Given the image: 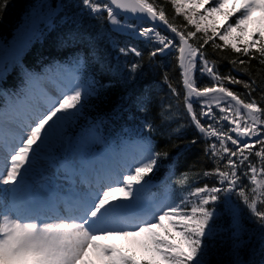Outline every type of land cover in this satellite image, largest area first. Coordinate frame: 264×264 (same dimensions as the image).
Segmentation results:
<instances>
[{
    "label": "snow or ice",
    "instance_id": "1",
    "mask_svg": "<svg viewBox=\"0 0 264 264\" xmlns=\"http://www.w3.org/2000/svg\"><path fill=\"white\" fill-rule=\"evenodd\" d=\"M170 2L196 31L178 29L155 0H82L91 14L106 12L113 30H129L152 44L149 59L157 54L178 53L174 59L180 69L183 104L191 123L206 141L204 153L214 167L181 173L176 183L182 195L145 205L140 193L150 183L146 178L161 166V158L166 159L168 153L156 151L141 136L139 147L131 152L126 150L119 167L103 173L97 171L92 178L83 168L80 170L85 190L77 193L74 201L67 202L66 214L43 215L31 204L23 212L14 203L0 207V264H92L90 253L105 264H209L205 241L214 239L218 232L217 213L211 205L222 195L232 213L230 237L237 254L233 264H243L238 251L252 239L250 230L232 207L233 195L247 207L264 246V84L257 85L251 74L252 60L264 67V0ZM6 7V0H0V10ZM129 19L149 26L128 23ZM158 21L174 35H161L156 27ZM197 33L203 34V42L197 39L194 45L190 40L196 39ZM217 37L222 44L216 43ZM209 43L213 49L231 48L236 53L231 59L220 57L233 66L226 74L220 73L217 60L208 59L204 48ZM119 51L125 56L143 55L136 47H122ZM139 68L138 63L130 65L131 72ZM194 68H198L201 78H209L210 87L197 86ZM233 71L244 73L249 79H237ZM95 83L85 87L77 81L56 94L45 93L39 100L27 94L17 95L0 108V191L12 193L22 185L30 170L42 162L43 148L80 112L85 97L97 94ZM228 84H242L246 91L234 92ZM168 87L179 101L181 91L171 83ZM257 87L259 99L253 96ZM197 101L198 112L194 108ZM169 112L166 107L161 113L165 121L174 115H168ZM143 127L149 134L154 131L150 123ZM97 134L95 127L87 130L89 136ZM209 140L212 143H207ZM253 154L258 158L255 162ZM125 172L128 174L124 175ZM200 177H214L218 186L204 183L192 187ZM114 184L118 186L113 187ZM112 193H119L121 199L117 200ZM107 236L142 237L139 244L146 257L136 259L97 243Z\"/></svg>",
    "mask_w": 264,
    "mask_h": 264
},
{
    "label": "trees",
    "instance_id": "2",
    "mask_svg": "<svg viewBox=\"0 0 264 264\" xmlns=\"http://www.w3.org/2000/svg\"><path fill=\"white\" fill-rule=\"evenodd\" d=\"M38 1L6 0L7 7L0 10V48L13 38L29 10ZM155 2L164 9L169 21L178 29L183 30L186 27L187 30L196 31L193 25L187 23L183 14L175 12L170 0ZM45 3L52 9L50 20L39 23L35 39L25 47L19 55L18 62L9 66L0 80V108L6 99L23 90L22 86L32 74L45 75L50 72V68H54V65L67 66L80 61L78 66L80 77L88 85L95 81L97 94L86 96L80 112L67 122L74 129L70 138L82 128L95 127L101 138L96 149H100L110 145L116 146L122 140L144 136L156 151H166L168 157L161 158V166L146 178L150 183L142 192L149 197H159L164 192L170 194L172 198L182 195L180 186L176 183L181 173L207 170L214 165L205 156L206 141L191 123L183 104L182 79L174 59L178 53L157 54L149 59L148 53L153 48L152 44L129 30H113L106 12L93 15L83 6L82 0H45ZM127 22L149 26L138 21ZM157 31L169 37L174 35L169 29L165 31L157 28ZM202 36V33H197V38L191 39L190 43L195 45L197 39ZM215 39L217 44L223 43L218 37ZM200 42L203 40L200 39ZM122 47H136L143 55L137 57L129 53L125 56L119 51ZM204 51L208 54L209 60L218 61L222 75L233 68L228 59H220L221 56L229 59L235 57L236 53L231 48L217 50L209 43L205 45ZM241 59L247 58L241 56ZM133 63L140 65L136 72L130 71V65ZM165 74L168 77L167 82ZM232 74L240 80L249 79L244 73L233 71ZM251 74L257 80V85L264 84V67L256 60L251 61ZM53 75L58 76V73L54 72ZM193 78L198 87L211 86L209 78L206 76L201 78L198 68L193 69ZM169 83L181 91L179 101L171 93ZM227 86L237 93L246 91L242 84ZM259 95L260 88L257 87L253 96L259 99ZM166 107L170 109L168 115L174 113L172 119L168 121L161 116ZM194 108L199 111V101L194 104ZM145 123L152 124L154 129L152 133L149 134L148 129L143 127ZM193 140L196 142L192 143ZM207 143L212 141L209 140ZM251 158L254 162L258 159L254 154ZM204 183L210 186L216 183L218 186V181L214 177H200L192 187H199ZM231 204L252 235L251 241L239 249L238 258L243 264H264V246L260 242L258 226L253 223L247 207L236 195L231 197ZM211 207L217 213L215 222L218 232L214 239L205 241L208 245L206 259L209 264H233L237 254L233 250L230 237L232 213L225 206L223 195L221 200Z\"/></svg>",
    "mask_w": 264,
    "mask_h": 264
},
{
    "label": "rangeland",
    "instance_id": "3",
    "mask_svg": "<svg viewBox=\"0 0 264 264\" xmlns=\"http://www.w3.org/2000/svg\"><path fill=\"white\" fill-rule=\"evenodd\" d=\"M51 14L52 9L48 7L45 0H39L29 10V13L17 30V33L7 45H2L3 47L0 48V72L3 73V75L0 76V80L5 75L9 66L18 62L19 55L25 47L35 39L38 34L39 23L48 22ZM254 15L258 17L260 14L255 13ZM121 21L124 22V19H121ZM145 27H147V25ZM57 68L58 66L54 65V68H50V71H54ZM74 75V72L67 71L56 79L42 77L39 81L35 80V85H37V87H34L30 78L40 75L32 74L28 80L25 81L26 85L23 90L26 92L24 95L27 94L31 98L39 100L45 93L50 95L56 94L60 89L76 83ZM81 84L85 87L89 86L87 82L81 81ZM15 98L16 96L12 97L10 100L14 101ZM10 100L6 101L4 107ZM214 110L216 109L214 108ZM67 122L63 125L60 132L53 136L51 142L43 148L41 153L42 162L37 163L30 170L27 178L22 181V185L18 186L12 193L0 191V207H11L13 204H10L9 201L11 198L13 199V195L16 201L14 204L17 209V206H22L29 202L31 203L36 200V198L44 199L48 191L51 195L58 197L63 205H65L67 200L74 201L75 195L85 190V185L81 183L82 177L80 175V170L82 168L89 178H92L97 171L103 173V171L106 172L119 167L126 150L131 152L139 147L138 142L140 139L134 140L133 142H127L128 140H125L127 143L124 146H120V149H118L115 154L102 151L98 153L96 145L101 142L100 133L95 136H89L87 135V130L90 128H85L84 131L79 130L75 133L73 138H70L74 129H72ZM99 161H101V164L98 166ZM136 166L137 165H133V168ZM127 174V172L124 173V175ZM120 179L122 181L123 176H121ZM41 183L46 185L47 188L42 194H40ZM117 186L118 185L115 184L113 185V187ZM112 196L116 197L117 200L121 199L119 193H112ZM140 196L145 205L153 201H163L172 198V196L166 192L160 199L149 198V196L142 191ZM17 210L23 212L22 209ZM141 239L142 237L107 236L100 238L97 243L111 246L119 249L121 252L134 256L136 259H141L145 258L147 255L140 247L139 241ZM89 258L92 260V264H105L103 259L97 258L91 253Z\"/></svg>",
    "mask_w": 264,
    "mask_h": 264
},
{
    "label": "water",
    "instance_id": "4",
    "mask_svg": "<svg viewBox=\"0 0 264 264\" xmlns=\"http://www.w3.org/2000/svg\"><path fill=\"white\" fill-rule=\"evenodd\" d=\"M156 27H158V28H160L162 30H166L167 29V26L163 25L162 22H159V21L157 22Z\"/></svg>",
    "mask_w": 264,
    "mask_h": 264
},
{
    "label": "bare ground",
    "instance_id": "5",
    "mask_svg": "<svg viewBox=\"0 0 264 264\" xmlns=\"http://www.w3.org/2000/svg\"><path fill=\"white\" fill-rule=\"evenodd\" d=\"M46 185H44V184H40V193H43V192H45L46 191Z\"/></svg>",
    "mask_w": 264,
    "mask_h": 264
}]
</instances>
